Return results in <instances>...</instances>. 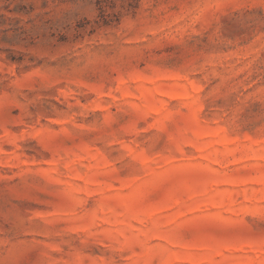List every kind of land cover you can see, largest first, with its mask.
<instances>
[{"label": "rangeland", "instance_id": "obj_1", "mask_svg": "<svg viewBox=\"0 0 264 264\" xmlns=\"http://www.w3.org/2000/svg\"><path fill=\"white\" fill-rule=\"evenodd\" d=\"M0 264H264V0H0Z\"/></svg>", "mask_w": 264, "mask_h": 264}]
</instances>
